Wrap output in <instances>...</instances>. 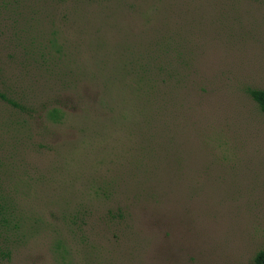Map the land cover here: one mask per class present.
I'll list each match as a JSON object with an SVG mask.
<instances>
[{"label":"rangeland","instance_id":"374dc122","mask_svg":"<svg viewBox=\"0 0 264 264\" xmlns=\"http://www.w3.org/2000/svg\"><path fill=\"white\" fill-rule=\"evenodd\" d=\"M251 89L264 0H0V264H254Z\"/></svg>","mask_w":264,"mask_h":264},{"label":"trees","instance_id":"16d2710c","mask_svg":"<svg viewBox=\"0 0 264 264\" xmlns=\"http://www.w3.org/2000/svg\"><path fill=\"white\" fill-rule=\"evenodd\" d=\"M157 66H160V63H158ZM153 69H156L157 71H159L161 68L157 67ZM153 69L149 70L145 75H143L144 76L143 82L145 83V86H146L145 94L147 93L149 97H151L152 99L154 98L156 99V97H160L158 96L159 94H161L162 96H165V94H162L159 92V90H161V84H163L164 82L168 80H169L168 83H170L171 82L170 79L173 77L174 73H169L170 71H168V80L160 79L159 81V78L163 77V75L161 74L162 70L161 72H157L156 70H153ZM249 93L251 97L254 99V101L258 104L261 111L264 112V89H251ZM254 264H264V248L260 249L255 254Z\"/></svg>","mask_w":264,"mask_h":264}]
</instances>
